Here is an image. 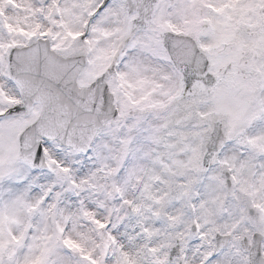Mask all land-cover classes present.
<instances>
[{
  "label": "snow or ice",
  "instance_id": "6c2138e0",
  "mask_svg": "<svg viewBox=\"0 0 264 264\" xmlns=\"http://www.w3.org/2000/svg\"><path fill=\"white\" fill-rule=\"evenodd\" d=\"M0 264H264V0H0Z\"/></svg>",
  "mask_w": 264,
  "mask_h": 264
}]
</instances>
